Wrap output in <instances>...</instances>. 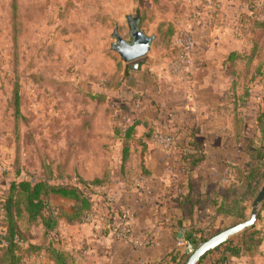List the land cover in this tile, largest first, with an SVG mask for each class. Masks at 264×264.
I'll return each instance as SVG.
<instances>
[{
  "label": "crops",
  "instance_id": "crops-1",
  "mask_svg": "<svg viewBox=\"0 0 264 264\" xmlns=\"http://www.w3.org/2000/svg\"><path fill=\"white\" fill-rule=\"evenodd\" d=\"M208 4L193 10L194 17L183 19L177 31H186L193 44L183 76L169 70L175 59L172 54L159 57L153 49L146 60L136 62V69L131 68L129 88L135 98L123 116L130 121L125 128L133 126L134 132L120 138L128 148L127 159L123 164L121 146L116 153L118 166H111L108 182L91 196V220H61L51 233L52 247L67 258L66 264H178L177 240L185 238L206 214L198 210L192 219L182 217L177 196L189 187L219 202L211 192L213 186L228 184L232 167L247 163L245 141L261 137L257 116L264 112V61L262 56L250 55L251 41L238 35L235 27L246 5L238 0ZM216 18L222 21L215 22ZM150 127L154 132L147 135ZM158 133L174 139L169 150L157 142ZM190 141L196 145L190 152L199 160L185 170L181 153ZM111 221L127 225L125 237L115 236L107 225ZM233 222L217 215L213 228L220 231ZM251 230L259 240L254 253L234 256L230 248L222 247L199 264L219 259L264 264V205ZM30 243H40L34 232ZM43 258L47 264H58L42 254L32 256L33 264H41Z\"/></svg>",
  "mask_w": 264,
  "mask_h": 264
},
{
  "label": "rangeland",
  "instance_id": "rangeland-1",
  "mask_svg": "<svg viewBox=\"0 0 264 264\" xmlns=\"http://www.w3.org/2000/svg\"><path fill=\"white\" fill-rule=\"evenodd\" d=\"M209 1L15 0L14 12L13 0H0V198L12 182L91 179L117 167L120 138L130 123L123 114L135 94L130 78L121 81L126 63L113 50L115 33L129 40V23L136 21L156 39L150 52L169 56L166 43L182 20ZM238 1L246 7L235 27L249 40L247 20L262 16L261 1ZM169 23L174 33L167 42ZM49 203L58 214L71 206L59 196ZM16 208L23 230L36 234L23 206Z\"/></svg>",
  "mask_w": 264,
  "mask_h": 264
},
{
  "label": "trees",
  "instance_id": "trees-1",
  "mask_svg": "<svg viewBox=\"0 0 264 264\" xmlns=\"http://www.w3.org/2000/svg\"><path fill=\"white\" fill-rule=\"evenodd\" d=\"M250 1L255 2V0ZM260 1L262 16L247 18V33L253 35L252 38H249L252 43L250 55L254 57L262 56L264 61V52L262 51L264 49V38L261 37L264 34V0ZM12 9L15 12V0H13ZM165 25L167 26L165 37L168 42L174 33V28L170 23ZM166 47L174 58L178 57L179 52L176 47H172L168 43H166ZM131 74L130 65L125 64L121 81H126L127 78L131 77ZM249 81H254V78ZM18 97V91L15 90L16 100ZM257 122L261 137L245 141L247 163L232 167V176L230 178L227 176L228 184L217 183L211 189L213 195L219 198V202L209 195L203 197L189 187L177 196L176 208L182 217L192 219L198 210L206 214L205 219L203 220L200 217L197 224L188 232L185 237L187 240L197 244L219 232L213 228V222L217 215L232 218L234 220L233 224L240 222L247 215L250 204L264 181V112L259 113ZM133 132V126L126 127L121 139L129 138ZM153 132L154 127H150L147 135H151ZM195 146V143L190 141L182 148L180 161L181 167L185 170L199 160L195 152L194 154L190 152L196 148ZM122 151L124 152L122 157L124 164L128 151L125 143L122 144ZM58 178H60L58 179L60 181H57L56 178L51 181L49 178L34 177L30 180L12 182L8 195L5 198H0V264H27L29 261V264H33L32 256L36 257L40 254L52 257L58 264H66L67 258L62 252H58L52 247L51 233L61 220L70 223L85 221L86 214L92 212L94 205L91 196L95 193L96 187L108 182L109 170L92 179H85L78 175L73 177L69 175L58 176ZM52 196H59L69 201L71 205L69 211H61L58 214L57 209L49 203ZM19 203L27 213V226L37 231L35 236L40 239L39 244L30 243V237L32 236L20 228L16 208ZM195 235L196 238H194ZM256 235L255 230L247 231L227 241L215 251L222 247H228L230 248V255L234 256L245 251L254 253L259 242ZM178 253V264H183L187 255L181 249Z\"/></svg>",
  "mask_w": 264,
  "mask_h": 264
},
{
  "label": "water",
  "instance_id": "water-1",
  "mask_svg": "<svg viewBox=\"0 0 264 264\" xmlns=\"http://www.w3.org/2000/svg\"><path fill=\"white\" fill-rule=\"evenodd\" d=\"M129 40H125L118 33H115L116 42H114L113 50L119 55L123 63L131 64L130 68L136 69V61L145 57L151 48L154 37L146 35L139 29L136 21L129 31ZM264 205V181L258 192L252 200L247 215L238 223L223 229L205 241L198 244L194 251L187 256L183 264H199L207 255L225 244L230 239L251 230L261 212Z\"/></svg>",
  "mask_w": 264,
  "mask_h": 264
},
{
  "label": "built area",
  "instance_id": "built-area-1",
  "mask_svg": "<svg viewBox=\"0 0 264 264\" xmlns=\"http://www.w3.org/2000/svg\"><path fill=\"white\" fill-rule=\"evenodd\" d=\"M188 3H191L193 0H186ZM194 16L193 14L188 15V19H192ZM173 45L178 49L179 55L175 59H172L169 63V70L179 76H183L189 68L190 61L188 57V51L193 46L191 39L188 36L186 31H179L177 35L174 37ZM157 142L164 150H169L173 144L174 139L171 136L163 135L158 133ZM92 215L90 213L86 214L85 220H91ZM110 228L114 230V234L117 238H123L126 236L128 232V227L124 223L117 224L116 222H109L107 224ZM200 243H193L186 238H179L177 240V246L179 249L183 251L184 254L187 256L190 255L195 247ZM214 264H231L227 259H219L214 262Z\"/></svg>",
  "mask_w": 264,
  "mask_h": 264
},
{
  "label": "flooded vegetation",
  "instance_id": "flooded-vegetation-1",
  "mask_svg": "<svg viewBox=\"0 0 264 264\" xmlns=\"http://www.w3.org/2000/svg\"><path fill=\"white\" fill-rule=\"evenodd\" d=\"M133 24L132 23H129V29H128V32L130 31V29L132 28Z\"/></svg>",
  "mask_w": 264,
  "mask_h": 264
}]
</instances>
